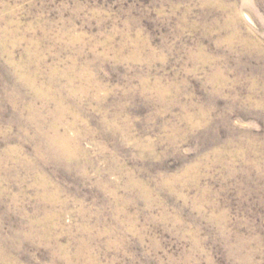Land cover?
<instances>
[{
	"label": "rangeland",
	"instance_id": "rangeland-1",
	"mask_svg": "<svg viewBox=\"0 0 264 264\" xmlns=\"http://www.w3.org/2000/svg\"><path fill=\"white\" fill-rule=\"evenodd\" d=\"M0 264H264V0H0Z\"/></svg>",
	"mask_w": 264,
	"mask_h": 264
},
{
	"label": "bare ground",
	"instance_id": "bare-ground-1",
	"mask_svg": "<svg viewBox=\"0 0 264 264\" xmlns=\"http://www.w3.org/2000/svg\"><path fill=\"white\" fill-rule=\"evenodd\" d=\"M59 144V143H58Z\"/></svg>",
	"mask_w": 264,
	"mask_h": 264
}]
</instances>
